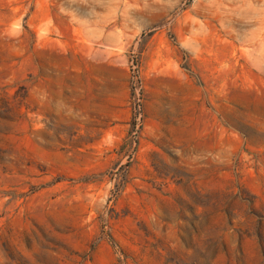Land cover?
I'll return each mask as SVG.
<instances>
[{
  "label": "rangeland",
  "instance_id": "rangeland-1",
  "mask_svg": "<svg viewBox=\"0 0 264 264\" xmlns=\"http://www.w3.org/2000/svg\"><path fill=\"white\" fill-rule=\"evenodd\" d=\"M0 264H264V0H0Z\"/></svg>",
  "mask_w": 264,
  "mask_h": 264
}]
</instances>
